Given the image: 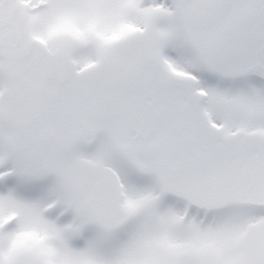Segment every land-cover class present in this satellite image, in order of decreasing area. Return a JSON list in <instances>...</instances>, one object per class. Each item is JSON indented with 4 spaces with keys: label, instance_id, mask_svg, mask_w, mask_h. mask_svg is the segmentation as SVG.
Returning a JSON list of instances; mask_svg holds the SVG:
<instances>
[{
    "label": "snow or ice",
    "instance_id": "snow-or-ice-1",
    "mask_svg": "<svg viewBox=\"0 0 264 264\" xmlns=\"http://www.w3.org/2000/svg\"><path fill=\"white\" fill-rule=\"evenodd\" d=\"M0 264H264V0H0Z\"/></svg>",
    "mask_w": 264,
    "mask_h": 264
}]
</instances>
